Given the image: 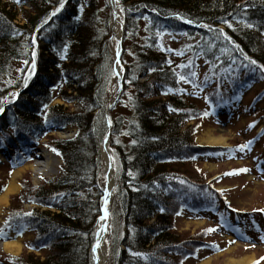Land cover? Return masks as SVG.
Returning <instances> with one entry per match:
<instances>
[{"label": "trees", "instance_id": "16d2710c", "mask_svg": "<svg viewBox=\"0 0 264 264\" xmlns=\"http://www.w3.org/2000/svg\"><path fill=\"white\" fill-rule=\"evenodd\" d=\"M119 1L125 16L124 79L133 90L128 111L119 115L111 131L116 197L126 230L107 264H182L195 244L187 247L179 239L172 203L179 181L205 183L194 177L200 160L196 154L202 148L194 138L196 125H185L198 117V111L187 103L182 66L162 46L161 34L172 29L197 32V44L188 49L193 62L200 55L213 66L218 63L221 71L244 62L262 73L264 0ZM60 4L61 0H0V102L11 87L19 86L3 82L16 62L31 59L36 29L39 42L37 72L17 104L22 117L13 118L6 111L0 122L13 119L5 127L14 125L15 130L35 125L39 129L49 122L78 128L74 138L56 141L63 173L37 188L29 200L39 207L24 217L40 236L38 245L49 252L45 259L20 257L21 264H93L91 247L102 201L100 144L107 108L102 79L111 58V9L107 0H68L45 24ZM18 15L23 24L16 22ZM185 20L201 26L195 29ZM130 31L142 39L135 38L134 57L126 61ZM56 98L63 103L52 104ZM75 101L81 105L78 111L65 107Z\"/></svg>", "mask_w": 264, "mask_h": 264}, {"label": "rangeland", "instance_id": "374dc122", "mask_svg": "<svg viewBox=\"0 0 264 264\" xmlns=\"http://www.w3.org/2000/svg\"><path fill=\"white\" fill-rule=\"evenodd\" d=\"M121 7L123 6L121 5ZM17 23H24V20L20 15L17 16ZM172 32L176 33L171 35H179L180 39L185 38V40L174 42L168 35H165L163 37V42L169 47L187 48L188 46L197 43L200 38V35L197 32L191 36H186L188 34L185 35L181 32L177 33L178 31ZM113 33L115 34L114 25H111L109 38L111 58L109 61L105 62L107 70H104L105 75L102 79L107 104L104 122L106 118H109L112 125L119 119V115L126 114L128 111V98H130L133 90L130 82H125V88H123L120 93L118 105L116 108L110 110V112L108 111L109 105L119 95V83L117 82L112 69V51L114 45L118 43V39ZM124 33L125 22L124 30L122 32L123 43L125 42ZM141 37L142 36H139L138 38L133 37L131 31L126 35V49L124 54L126 61L133 59L135 53L134 46H136L138 41L142 39ZM135 38H137L138 41H136ZM192 55L193 54H189L186 58L191 61ZM198 56L200 58H198L196 65L193 66L192 71L190 72V78H193L198 83H203L205 80H209L210 87L208 89V93L211 95H217L222 91L229 92L232 96V86L229 84L228 79L237 83V78L238 80H244L248 76H252L256 80V84H253L252 87L245 89L242 92L239 104L234 103L229 109H226V111H216L219 113L216 116L211 114L209 116H207V114L205 118L198 116L193 122L189 121L185 124L189 125L194 123L196 125L197 132L194 138L198 145L206 146L204 141L208 139V135H223L228 140L225 146H231V149L233 150L217 156L210 155L211 157H208V159L205 160L200 159L199 162H197L198 164L196 166L194 177H196L195 179L197 180L205 181L206 179L212 180L215 176H222L217 180V183H219L217 188L225 190L223 196L239 208L238 213L242 216L244 212H251V209L262 206L264 207V174L259 175L256 171L263 169L264 166L261 168H255L259 162L255 163L252 157L256 152H260V156L264 157V138L256 144V148L262 147L263 149H257L254 153H250L247 148L241 147L245 145L246 140H249L253 136L258 125L264 124V95H262L260 101L254 104L252 103L255 96H258L260 94L259 91L264 88V71H262V73L256 72L254 67L248 66L247 63L244 62H239L235 66L228 67L227 71H221L218 63L213 66L206 58L200 55ZM20 67V63H15L13 65L3 82L4 85L10 86L21 81L23 76L21 74ZM141 80H144V78ZM184 86L188 91L192 93L195 92L194 94L197 95H190V97H187L188 104H192L197 111L206 108L210 109V104L207 102V98H205L207 95V89L200 90L198 88L197 91H195V87L187 80L184 81ZM20 87L21 84H19L18 88H12L9 90V92L4 96V104L14 103L18 93L20 92ZM57 102L63 103L60 98L53 100V103ZM65 107H68L70 111H78L80 109V105L78 103L68 105L65 104ZM258 117H260V119H258ZM254 119L256 121H254ZM249 125H251V127ZM108 127H104V136H102V140L103 137L105 138L107 131L110 130ZM77 131V127L73 125H69L62 130H55L48 136V139L46 137L45 140L46 144H48L51 149H49L46 144L45 146H33L30 154V157L33 156V159L28 163H23L22 165L15 167L10 166L8 157L5 160H0V197L7 191L12 176L17 169L20 170L21 175L17 181V184L19 185L18 190L10 193L7 202L1 206L0 227L7 221L16 223L18 219L24 218L25 215L29 214L30 210L35 207H39V204L37 205L29 200L33 198V193H36L37 188L46 180L53 179L63 173V158L58 155L56 151L52 150L54 149L52 145H56V141L60 139L68 140L74 138ZM96 131L98 132L97 129ZM31 144V141H27V144H22L20 146L21 151H17V154L25 153L22 148ZM208 146L216 147L214 145ZM109 147L112 155L114 156V146L111 143L110 135ZM44 149H46L48 153H52L50 156L52 164L47 168L40 166V171H37L35 170L36 165L44 163L46 160L44 154L46 150L44 151ZM101 149L102 147H100V172L102 170V166L103 170L105 168V162L102 157L103 154ZM11 152L12 148H9L7 153ZM40 152L44 155L36 156L37 154H40ZM2 154L7 156L6 153H1V155ZM1 155L0 159L2 158ZM188 168H193V166L189 164ZM242 169H247V171H242ZM99 183L102 186L103 178L99 180ZM197 186L200 185L197 184ZM25 187L28 188L29 191L25 190ZM217 195L218 197L220 196V194ZM214 196L215 194L207 189H204L200 190L198 199L203 200V203H206L214 198ZM109 207H111V216L109 218V228L106 235L107 248L105 256H107V258L104 264H107V259L109 258V253L111 252L113 244L119 242L125 234L124 216L120 202L114 197ZM174 225L179 235V239L182 240L187 247H193L194 244L196 245L204 239L212 240L210 241V244H206L199 249L197 257L189 258L182 264H234L231 259H240L242 256L248 254L255 255V259L257 260L256 264H264V244L260 240L258 241L257 239H253L247 242L235 240L233 234L229 231L226 225L219 220V217L211 215L209 212L197 211V213H194L192 211H188L187 213H183L180 217H175ZM262 225V218L253 220L246 219L241 220V224L237 228L249 235L261 236L260 231L262 229ZM11 228L12 229H9V231L13 232V239L20 238L22 248L17 253L6 251L2 247V241L4 239H9L10 237H0V264H21L19 258L21 257L23 260L30 254L37 257L41 256L39 257L40 259H45L46 254L49 252L48 249L34 251L30 248L31 243L37 237L36 232L33 230H26L22 235L17 236L14 234L16 225L12 224ZM171 258L173 259L174 257ZM259 259L261 260L259 261ZM207 260H209V263H204Z\"/></svg>", "mask_w": 264, "mask_h": 264}, {"label": "bare ground", "instance_id": "6f19581e", "mask_svg": "<svg viewBox=\"0 0 264 264\" xmlns=\"http://www.w3.org/2000/svg\"><path fill=\"white\" fill-rule=\"evenodd\" d=\"M116 8V16H115V22H114V31L115 34L114 36L119 37L120 32H121V15L119 14V10H117V6L115 5ZM117 32V33H116ZM122 69L120 67V63L118 62L117 64V71H116V76L117 79H119L120 77V73H121ZM206 146L208 145H214V146H220V145H226L228 140L226 139L225 136L220 135V136H212V135H208V139H206L205 141ZM51 154L52 153H45V157L46 160L44 163H39L36 165V169L37 171L39 170V167H44L47 168L49 166H51L52 164V159H51ZM102 156H103V160L105 162V168H106V183L104 185V188L106 190V201L107 203H109V201L112 199V194H113V180H114V170L112 169H108L109 167V154H111V151L109 149L108 143L107 145L105 144L103 146V150H102ZM20 170L17 169L15 171V173L12 176V179L9 183V187L7 189V191L5 193H3V195L0 197V211H1V206L4 205L7 202L8 196L10 193L15 192L16 190H18L19 185L17 184L18 178L20 177ZM184 191V190H183ZM179 193V196H176L174 198L173 201V205H172V209L176 208V202L178 201V199L181 197V193ZM104 221L102 220L101 223H103ZM102 227L103 224L100 225L99 230H98V234H99V246L97 248V250L95 251V257H96V264H104L105 263V254H106V245H105V240L106 237L104 235H102ZM2 247L9 252H13V253H17L21 250L22 248V243H21V239L17 238V239H13V236L11 235L10 239L7 240H3L2 241ZM255 260V255L254 254H248L245 256H242L240 259H231V261L234 264H252ZM209 263V260L205 261L204 263Z\"/></svg>", "mask_w": 264, "mask_h": 264}, {"label": "snow or ice", "instance_id": "6c2138e0", "mask_svg": "<svg viewBox=\"0 0 264 264\" xmlns=\"http://www.w3.org/2000/svg\"><path fill=\"white\" fill-rule=\"evenodd\" d=\"M60 7H63V0H61V5H60ZM60 7H58L57 9H56V12H59L60 11ZM250 127H251V125H249ZM249 144L251 143V142H248ZM241 147H247V144L246 145H244V146H241ZM242 171H247V169H242ZM163 210V209H162ZM3 236H6V233L2 230V229H0V237H3Z\"/></svg>", "mask_w": 264, "mask_h": 264}, {"label": "water", "instance_id": "95a60500", "mask_svg": "<svg viewBox=\"0 0 264 264\" xmlns=\"http://www.w3.org/2000/svg\"><path fill=\"white\" fill-rule=\"evenodd\" d=\"M96 247V245L94 246V248Z\"/></svg>", "mask_w": 264, "mask_h": 264}]
</instances>
